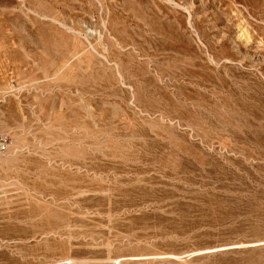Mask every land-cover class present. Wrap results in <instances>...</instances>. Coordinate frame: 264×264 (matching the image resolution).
I'll list each match as a JSON object with an SVG mask.
<instances>
[{
    "label": "rangeland",
    "instance_id": "1",
    "mask_svg": "<svg viewBox=\"0 0 264 264\" xmlns=\"http://www.w3.org/2000/svg\"><path fill=\"white\" fill-rule=\"evenodd\" d=\"M0 264H264V0H0Z\"/></svg>",
    "mask_w": 264,
    "mask_h": 264
},
{
    "label": "built area",
    "instance_id": "2",
    "mask_svg": "<svg viewBox=\"0 0 264 264\" xmlns=\"http://www.w3.org/2000/svg\"><path fill=\"white\" fill-rule=\"evenodd\" d=\"M7 141L6 136L0 134V152L7 147Z\"/></svg>",
    "mask_w": 264,
    "mask_h": 264
}]
</instances>
